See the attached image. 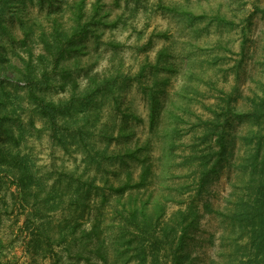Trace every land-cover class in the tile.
<instances>
[{"label":"rangeland","instance_id":"1","mask_svg":"<svg viewBox=\"0 0 264 264\" xmlns=\"http://www.w3.org/2000/svg\"><path fill=\"white\" fill-rule=\"evenodd\" d=\"M263 10L0 0V264H264Z\"/></svg>","mask_w":264,"mask_h":264},{"label":"trees","instance_id":"2","mask_svg":"<svg viewBox=\"0 0 264 264\" xmlns=\"http://www.w3.org/2000/svg\"><path fill=\"white\" fill-rule=\"evenodd\" d=\"M82 3H83V1H82ZM82 7H83V5L82 4H80L79 5V12L78 13H80L79 14V16H81L82 15ZM264 11V10H263ZM62 51L64 50V48H62L61 49ZM97 81V79H94L93 80V82H96ZM49 105L50 106H52V107H54V108H56V105L54 104V102H51V103H49ZM154 111H155V107H153V110H152V112L154 113ZM150 173H151V166H146L144 169H143V173H142V175L140 176V183H138L137 184V188L138 187H142V185H144L145 183H146V180H147V178L149 177V175H150ZM132 179V177H131V174H129V178H128V180L130 181ZM263 181H264V178H263ZM129 186V182H126L125 183V185H123L122 187H119L118 189H113L112 188V190H113V193H115V194H118V195H123V193L126 191V189H127V187ZM208 207V206H207ZM146 210H147V208H143V207H139V206H134V207H132L131 209H130V218L132 219H137L139 216H140V214L141 213H145V215H146ZM155 210H156V212H157V210H158V205L155 207V209H154V212H155ZM236 213L237 214H239L240 213V216H241V210H236ZM235 213V214H236ZM193 214H195V212H193ZM147 216V215H146ZM196 216V215H195ZM148 217V216H147ZM150 218H152L151 216H150ZM194 220H197L196 218H194ZM135 221V220H134ZM263 224H264V222H263ZM263 227V229H264V225L262 226Z\"/></svg>","mask_w":264,"mask_h":264}]
</instances>
